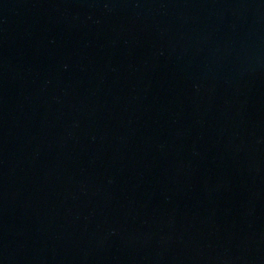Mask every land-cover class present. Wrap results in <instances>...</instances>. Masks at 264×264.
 <instances>
[{"label":"water","instance_id":"water-1","mask_svg":"<svg viewBox=\"0 0 264 264\" xmlns=\"http://www.w3.org/2000/svg\"><path fill=\"white\" fill-rule=\"evenodd\" d=\"M0 264H264V0H0Z\"/></svg>","mask_w":264,"mask_h":264}]
</instances>
